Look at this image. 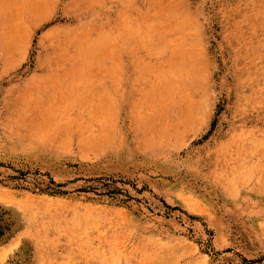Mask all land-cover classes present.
Masks as SVG:
<instances>
[{"label": "rangeland", "instance_id": "obj_1", "mask_svg": "<svg viewBox=\"0 0 264 264\" xmlns=\"http://www.w3.org/2000/svg\"><path fill=\"white\" fill-rule=\"evenodd\" d=\"M0 264H264V0H0Z\"/></svg>", "mask_w": 264, "mask_h": 264}]
</instances>
